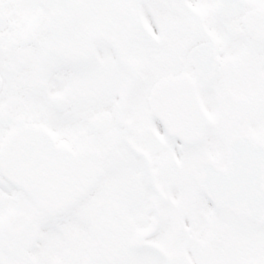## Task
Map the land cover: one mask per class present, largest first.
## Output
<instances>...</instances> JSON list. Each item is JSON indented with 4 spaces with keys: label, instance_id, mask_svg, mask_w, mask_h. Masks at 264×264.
<instances>
[{
    "label": "snow or ice",
    "instance_id": "1",
    "mask_svg": "<svg viewBox=\"0 0 264 264\" xmlns=\"http://www.w3.org/2000/svg\"><path fill=\"white\" fill-rule=\"evenodd\" d=\"M0 264H264V0H0Z\"/></svg>",
    "mask_w": 264,
    "mask_h": 264
}]
</instances>
